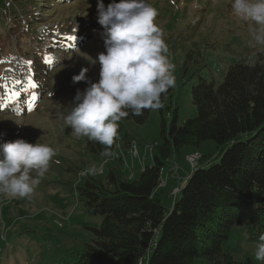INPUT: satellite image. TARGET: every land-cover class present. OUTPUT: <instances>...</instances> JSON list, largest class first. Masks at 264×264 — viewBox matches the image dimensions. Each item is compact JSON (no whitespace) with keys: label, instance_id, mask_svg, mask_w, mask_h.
<instances>
[{"label":"rangeland","instance_id":"1","mask_svg":"<svg viewBox=\"0 0 264 264\" xmlns=\"http://www.w3.org/2000/svg\"><path fill=\"white\" fill-rule=\"evenodd\" d=\"M103 2L107 6L111 0ZM148 2L158 12L155 23L175 66L176 85L179 89L184 82L187 84L177 100L178 123L183 125L197 115L191 88L199 82V76L219 84L230 65L242 60L253 63L264 49L248 46L249 26L233 14L230 0ZM97 15V0H76L65 5L51 0H0V35L5 43L10 38L0 50V93L5 96L4 103L14 101L6 98L4 85L17 91L18 98L25 88H32L28 80L37 82L40 91V95L37 89L29 94L40 100L26 114L19 107L3 111L6 109L1 106L0 143L24 139L31 144H47L57 153L29 198L0 196V264H65L67 254L92 243V229L99 228L103 220L102 216L87 213L77 198V185L88 176L104 181L109 169L117 171L124 181L137 180L143 167L151 164L152 146L160 141L158 109L152 110L144 125L125 123L126 130L137 139V157L129 155L131 149L120 147L109 158L92 156L86 149L87 138L72 136L65 124L77 91L83 92L89 86L87 81L97 82L100 78V65L92 63L105 52ZM12 30L16 31L13 35ZM46 58L51 63H46ZM40 61L45 73L37 67ZM85 68L86 80L73 83V77ZM25 106L23 103L24 112ZM215 148L213 142L201 144L198 150L187 147L182 151L186 158L170 162L163 170L160 192L167 208L173 206L188 174L198 165L199 161L190 162L194 151L209 156ZM93 165L98 167L96 175H80ZM256 244L242 224L231 229L223 250L237 261L251 259L255 264H264L255 258Z\"/></svg>","mask_w":264,"mask_h":264},{"label":"trees","instance_id":"2","mask_svg":"<svg viewBox=\"0 0 264 264\" xmlns=\"http://www.w3.org/2000/svg\"><path fill=\"white\" fill-rule=\"evenodd\" d=\"M51 1L65 5L76 0ZM9 43L10 38L5 43L0 35V50ZM37 67L47 71L42 61ZM199 77L191 88L197 115L183 125L178 123L177 100L187 84L178 89L175 81L162 95L160 141L152 146L151 164L137 180L124 181L109 169L104 181L88 176L77 185V198L87 213L103 220L92 229V243L67 254L65 264H255L235 260L224 252L223 243L231 229L242 224L251 241L264 236V50L253 63L230 65L219 84ZM151 112L133 116L129 110L118 122L114 153L137 142L125 123L144 125ZM205 142L215 143L214 153L194 151L201 156L198 165L167 208L160 192L163 170L186 158L185 148L198 150ZM102 148L87 140L90 155L105 158Z\"/></svg>","mask_w":264,"mask_h":264},{"label":"clouds","instance_id":"3","mask_svg":"<svg viewBox=\"0 0 264 264\" xmlns=\"http://www.w3.org/2000/svg\"><path fill=\"white\" fill-rule=\"evenodd\" d=\"M230 7L239 21L249 26L248 46L264 49V0H230ZM97 14L105 52L92 63L100 65V78L87 81L89 86L83 92L77 91L64 122L72 136L102 145L101 155L109 158L114 155L118 122L129 110L131 115L141 116L144 110L161 108L162 95L175 87V66L155 23L158 12L148 0H111L107 6L97 0ZM87 71L82 69L73 83L85 81ZM56 155L51 146L24 139L0 143V196L29 198ZM97 171L93 165L80 175H96ZM254 255L264 262V236Z\"/></svg>","mask_w":264,"mask_h":264},{"label":"snow or ice","instance_id":"4","mask_svg":"<svg viewBox=\"0 0 264 264\" xmlns=\"http://www.w3.org/2000/svg\"><path fill=\"white\" fill-rule=\"evenodd\" d=\"M71 39V38H70ZM29 65L31 64V62H27ZM46 63H51V60L49 58H46ZM28 84L30 87L35 88L36 85L31 81L28 80ZM5 89H6V98L8 100H15L18 98L19 93L17 91L11 90V89H7V85H4Z\"/></svg>","mask_w":264,"mask_h":264},{"label":"bare ground","instance_id":"5","mask_svg":"<svg viewBox=\"0 0 264 264\" xmlns=\"http://www.w3.org/2000/svg\"><path fill=\"white\" fill-rule=\"evenodd\" d=\"M132 147V146H131ZM138 150L139 149H137V144H134L133 145V147L131 148V150H130V153H129V155L131 156L132 155V157L134 156V157H137L138 156ZM128 154V153H127ZM195 157H198V158H200V156L199 155H194V158ZM116 158V157H115ZM119 158V157H118ZM118 158H116V159H118Z\"/></svg>","mask_w":264,"mask_h":264},{"label":"built area","instance_id":"6","mask_svg":"<svg viewBox=\"0 0 264 264\" xmlns=\"http://www.w3.org/2000/svg\"><path fill=\"white\" fill-rule=\"evenodd\" d=\"M199 160H200V158L195 157V158H193L192 160H190V162L195 163V162H197V161H199ZM197 163H198V162H197Z\"/></svg>","mask_w":264,"mask_h":264}]
</instances>
